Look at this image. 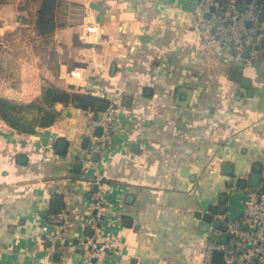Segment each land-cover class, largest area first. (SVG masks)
<instances>
[{
	"label": "crops",
	"instance_id": "crops-1",
	"mask_svg": "<svg viewBox=\"0 0 264 264\" xmlns=\"http://www.w3.org/2000/svg\"><path fill=\"white\" fill-rule=\"evenodd\" d=\"M28 1L0 3L8 45L0 97L36 105L34 115L21 112L34 133L0 114V264H92V236L113 243L102 264H197L224 217L241 218L253 176L262 189L264 50L234 78L232 50L218 41L203 48L180 0H61L100 25L94 39L81 36L88 45L69 70L40 60L39 2ZM50 36L70 52L75 45L59 22ZM49 87L70 101L45 103ZM100 103L118 111L112 145L85 142L87 111L102 112ZM42 107L58 113L46 127ZM99 185L107 210L96 222ZM61 213L70 216L68 241L52 252L47 238Z\"/></svg>",
	"mask_w": 264,
	"mask_h": 264
},
{
	"label": "built area",
	"instance_id": "built-area-1",
	"mask_svg": "<svg viewBox=\"0 0 264 264\" xmlns=\"http://www.w3.org/2000/svg\"><path fill=\"white\" fill-rule=\"evenodd\" d=\"M194 13V30L200 35L203 48L218 41L232 50L236 60L244 62H252L256 52L264 50V0H196ZM86 20L85 36H98L100 25L96 20H88V17H85ZM246 50L248 57L243 55ZM78 75L74 70L69 73L71 77ZM117 116L118 111L114 106H108L98 113L87 111L85 136L90 143L112 145L116 137ZM98 127L101 128L100 135L96 133ZM83 167L89 168V159L83 158ZM244 196L241 218L224 217L223 231L232 236V243L208 241L197 264H213V255L217 250L224 252V264H264V191L260 187L248 188L244 190ZM91 209L96 212V222L106 214L104 191L100 185L92 197ZM59 216V221L54 224V233L47 238L52 252L65 246L68 241L66 230L70 216L67 213ZM112 244L111 240L100 242L95 236L88 238L87 256L92 264H102Z\"/></svg>",
	"mask_w": 264,
	"mask_h": 264
},
{
	"label": "rangeland",
	"instance_id": "rangeland-1",
	"mask_svg": "<svg viewBox=\"0 0 264 264\" xmlns=\"http://www.w3.org/2000/svg\"><path fill=\"white\" fill-rule=\"evenodd\" d=\"M11 0H3L2 3L10 2ZM29 6H35L38 2V0H29ZM181 5H184V8L190 7V9L194 12L196 0H180ZM1 3V4H2ZM86 17V10L84 9L83 5L80 4H73L71 2L67 3L64 2L60 4L59 10H58V22L59 27L63 28H71V30L74 31V46H72V50L70 52V48H68L66 45H60L58 46V42L55 38H52L50 35L48 36H42L43 40L40 41L36 48L38 49L40 60L47 65L48 63H54V66H59V64L63 62H69L70 66L69 70L73 69L75 66V62H73V58L75 55H77V48H83L88 45L86 43V39H84V32L85 28L87 26V20L85 21ZM89 20V19H88ZM91 20V19H90ZM86 25V26H85ZM33 35H28L27 37H31ZM89 37V36H88ZM94 37H97L96 35H92L91 38L94 39ZM13 40H15L13 38ZM34 42V38L31 37V39L28 42ZM4 42V45H3ZM8 46L6 43V40L3 41L2 37H0V75L3 72L2 64H3V52L4 50H7L6 47ZM16 103V102H15ZM25 102H21V104H24ZM17 104H20L18 102ZM35 105V104H34ZM36 106V105H35ZM38 106V105H37ZM32 109V110H31ZM29 110L32 111L31 114L34 115L33 108H30ZM27 110V111H29ZM26 112V111H25ZM30 113V112H26Z\"/></svg>",
	"mask_w": 264,
	"mask_h": 264
},
{
	"label": "trees",
	"instance_id": "trees-1",
	"mask_svg": "<svg viewBox=\"0 0 264 264\" xmlns=\"http://www.w3.org/2000/svg\"><path fill=\"white\" fill-rule=\"evenodd\" d=\"M3 0H0L2 3ZM39 6L35 20L36 29L39 35L47 36L55 32L58 26L56 12L60 7L61 0H38ZM43 99L45 103L53 105L56 102L66 103L70 101V95L58 88L49 87L44 89ZM32 104H17L11 100L0 97V114L2 118L13 128L24 132L34 133L33 123L24 119L21 112H30ZM29 110V111H27ZM43 113L42 126L51 125L58 116L54 110L41 108Z\"/></svg>",
	"mask_w": 264,
	"mask_h": 264
},
{
	"label": "water",
	"instance_id": "water-1",
	"mask_svg": "<svg viewBox=\"0 0 264 264\" xmlns=\"http://www.w3.org/2000/svg\"><path fill=\"white\" fill-rule=\"evenodd\" d=\"M243 55H244V57H248V51L247 50L244 51ZM244 64H245V62L242 61V60H240L238 62L239 68L235 70L234 73H236L237 76L234 75L233 76L234 78H238V76L241 74V68L244 66ZM243 84L247 85L248 84V80H244ZM106 108H107V104L106 103H100L99 106H98V110L99 111H104ZM96 133L98 135H100V133H101V128L100 127L97 128ZM87 141H89V138H86L85 142H87ZM225 167H226V169H225V171H226V170H228L227 167H230V166L226 165ZM260 182H261V178L259 176L255 175V176L252 177L250 184H251V186H255L256 187V186L260 185ZM262 190L264 191V182L262 184ZM224 211L225 210H223V212ZM215 213H218V206H214L213 209H212L211 214L205 215L204 218L206 220L211 221L212 220V215L215 214ZM198 215H200V214H198ZM214 226H215V228H219L220 229L222 227V222L217 220V221H215ZM231 238H232V236L227 234L225 231L221 232L220 234L214 233L212 235V240L213 241H217V242L225 243V244L229 243ZM56 254L59 255L58 252ZM224 263H225V261H224V252L220 251V250L215 251L214 255H213V264H224Z\"/></svg>",
	"mask_w": 264,
	"mask_h": 264
}]
</instances>
